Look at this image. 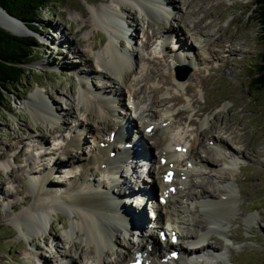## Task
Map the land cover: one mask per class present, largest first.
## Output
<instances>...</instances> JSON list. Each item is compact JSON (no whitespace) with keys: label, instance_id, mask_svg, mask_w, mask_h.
<instances>
[{"label":"rangeland","instance_id":"obj_1","mask_svg":"<svg viewBox=\"0 0 264 264\" xmlns=\"http://www.w3.org/2000/svg\"><path fill=\"white\" fill-rule=\"evenodd\" d=\"M167 1L173 7L170 10V24L174 27H179L176 20L181 12H185L186 23L181 25L182 29L178 28L180 35L176 37L181 36L186 41L181 50L188 56L186 48H189L191 64L186 63L189 61L173 64L176 53L173 48L176 44L167 34L163 40L162 28L158 29L160 21L155 20L150 11L136 7L134 0H55L34 19L37 31L30 33L36 37L38 45L31 55L32 61L28 63L27 75L23 83L10 88L7 98L0 105V264H37L43 257L50 264L66 255L68 248L73 249L71 237L61 225L68 228L72 221L68 211L52 209L48 215L49 229L30 235L21 234L14 219L27 211L34 202L38 193V179L49 174L47 178L50 186L45 187L48 195L54 191L61 193V190L72 184V178L69 177V171L66 173L60 168L65 164H58L66 159L71 161L80 158L81 151L97 145L92 134L90 136L87 130H82L86 141L78 143L79 148H75V142L72 141L75 136H70V140H66L69 147L63 152L57 150L69 130L73 134L75 125H78L76 129L81 130L79 124H84L81 113L73 107L81 85L91 89L111 85L100 76L102 67L92 57L93 53L104 48L107 32L92 21L89 12L91 7H97L98 10L107 8L120 16L119 25L123 24L132 37L120 42L122 46H133L132 60L143 67L138 75L142 87L136 99L139 107L136 112H128L135 118L136 124L133 125L141 133V140H138L141 141L140 145H153L160 132L156 131L153 138L144 136L140 132L143 120L139 118L143 119L150 112H154L155 118L161 116L164 119L171 115L174 140L188 141L194 130L200 128L203 144L199 146L198 154L217 160V165L203 168L202 174L196 178L202 185L196 187L193 184L196 180V173H193L183 180L184 186L179 181L170 186V191L179 193L177 202L187 190L195 194L204 187L210 193L217 194L218 188L225 185V177L234 185L235 212L225 221L226 229L234 240L229 237L218 239V250L209 249L202 261L195 259L193 264H264V91L254 84L264 56V39L255 19V0H183L181 6L175 1L173 4ZM83 13L87 15L83 16ZM3 14L6 16L5 12ZM195 23L202 28L196 35L193 29ZM60 38H63L62 44L59 43ZM92 42L96 46L93 50L90 48ZM190 44L194 45L197 52ZM210 45L214 49L212 53L202 52L199 48L206 49ZM192 52H196V56ZM177 66L178 70L175 69ZM188 67L192 71L187 76L188 81L182 80L184 82L180 86L174 85L172 75L177 78L176 74L182 75ZM187 85H193L192 90H185ZM34 92H39L61 114L57 123L35 115V110L41 106L38 99L31 101ZM119 93L122 102L126 103V90L123 94ZM174 96L179 97L178 103L170 102L163 106V99ZM119 111L122 110L119 108ZM202 117H206L209 122L199 127ZM225 125L229 129H224ZM207 132L225 134L231 145L244 148V156H235L232 167L226 168V164L210 148L211 143L206 141L204 136ZM41 139L44 141L42 144L38 142ZM71 146L75 148L74 151L63 158ZM157 149H150V154L156 160L159 156ZM184 151L185 147L182 148ZM112 155L113 152L110 157ZM52 157L53 160L50 159ZM50 160L53 162L52 167H48L51 166L48 164ZM140 161L136 172L127 175L122 172L120 180L135 186L137 180L144 177ZM72 165L68 166V170ZM180 165L188 167V161ZM29 170H34V174H29ZM90 178L97 180L95 176ZM152 189L156 191L158 187ZM177 206L179 210L182 208L178 232H193L194 228L183 219L186 218V212L183 211L186 204L182 202ZM250 213L256 217L253 223L245 220V215ZM52 236L58 238L54 248L49 246ZM79 254L81 258L87 255L84 249ZM120 255L121 250L118 249L107 259L114 263ZM62 262L70 264L67 260ZM78 264L89 263L78 259Z\"/></svg>","mask_w":264,"mask_h":264},{"label":"bare ground","instance_id":"obj_2","mask_svg":"<svg viewBox=\"0 0 264 264\" xmlns=\"http://www.w3.org/2000/svg\"><path fill=\"white\" fill-rule=\"evenodd\" d=\"M134 1L136 2V7L150 11V15H153L152 17L155 20L160 21L158 29L162 28L160 30H162V36L164 35L163 40L166 39L165 35L167 34L166 36L172 38L173 41H171L176 44V48H173L176 52L173 64L178 65L186 61H189L186 63L191 64V58H188L191 54L189 53L191 52L189 48H186L188 56L181 50L184 48L186 41L181 36L179 38L176 37L178 34L180 35L181 25L186 23L185 12H181V15L176 20L179 27H174L170 24V10L173 7L171 8L168 1ZM173 1H175V4L180 3V6L183 5V0H170L171 4L174 3ZM2 11L0 8L1 27L11 32H25V27L23 29L21 23L15 21L3 11L6 16L14 21L8 20ZM89 12L91 13L92 21L107 32V36L104 38V48L93 53L92 57L102 67L103 72L100 76L110 82L111 85H106L99 89H91L81 85L78 100L73 103V107L81 113V120L84 124H79L82 127L81 130L76 129L78 125H75V131H73L75 133L73 134L69 130L68 138L62 139L63 141L60 142L57 150L63 152L69 147V143L66 140H70V136H75L72 141L75 142V148H79L80 146L77 144L86 141V136L83 135L82 130H87L86 133L90 134V136L92 134L94 141H97V145H92L90 149L81 151L82 156L80 158H74L72 159L73 161L66 159L65 162L58 164V166L65 164L63 167L60 166V168L65 170L66 173L69 171V177L72 178V184L67 186L64 191L61 190V193L54 191L53 194L48 195L45 187L50 186L47 178L49 174H45L38 179L37 197L34 198V202L27 211L22 212L14 219L15 224L21 234H36L43 229H49L50 220L48 215L52 209H64L70 213L72 221L69 223L68 228L62 223L61 225L67 229L66 232L68 237H71L73 249L68 248L66 255L59 257L54 263L50 264H65L62 261L66 260L70 264H78V259H83L89 264H157V259L165 258L167 253L169 254H167L166 261L163 260L162 263L170 264L169 262L173 261L170 252L173 251L177 252L178 257L172 264H193L196 260L193 259L191 253L197 250L192 249L191 246L194 244H200L198 248L202 249V252H200L205 255L209 249L218 250L220 247L216 244L218 239L224 237L231 239L230 232L226 229L225 221L229 220L228 217L231 218L229 215L235 212L236 196L234 185L229 178L225 177V185L218 188L217 194L210 193L204 187L200 189L199 193L195 194H191L189 190L186 193L184 191L185 194H181L183 196L180 197L179 203L182 204L183 202L186 204V208L183 210L186 212V218L183 219L194 228V231L179 232L178 241L175 244H170L167 240H162L159 237L161 228L146 229L145 223L141 217L139 218V215L142 208L145 205L147 206L146 202L153 199L151 195L154 194L155 190L152 187L157 186L158 193H160V203L156 206V211L170 212L175 215L176 219L181 220L182 208L178 209L177 205L179 203L177 202L178 199H176L179 193L178 191H170V186L176 181H179L178 183L184 186L183 180L189 174L196 173V175L194 174L196 179L202 174L203 168L214 164L217 165V160L201 157L198 154L197 150L203 144V140L201 141L200 138L202 134L200 128L194 130V134L188 141L174 140L171 115L162 119L161 116L155 118L154 112H150V115H144L145 118L144 116L143 119L139 118V120H143L140 132L144 136L153 138L156 131L160 132L158 140L153 141V145L146 143L140 145L141 141L139 142L138 140H141V133L136 129L137 126L134 127L133 124H136L134 123L135 118L129 115L128 112H136L139 107L136 99L142 91V87L139 84L138 75L143 70V67H140L136 61L132 60L133 46H122L120 42L123 39L130 40L132 38L131 34H128L123 24L119 25L121 22L120 16L112 12V10L107 8H99L98 10L97 7H91ZM85 15L87 14L83 13V16ZM86 25L84 26L86 27ZM193 29H195L194 34L196 35L202 28L199 27L198 23H195L193 24ZM62 39L60 38L59 40L60 44H62ZM190 46L194 48V45L190 44ZM90 48L91 50L96 48L94 42L91 43ZM199 48L202 52H214L211 45L206 49ZM196 52H192L193 55L196 56ZM188 77L184 80L187 79L188 81ZM171 78L176 86H180L184 82L173 75ZM164 82L167 83V79ZM192 88L193 85H187L185 90L190 91ZM125 90L127 94L126 103H123L121 100L122 95L119 92L123 94ZM35 98L40 101L41 106L40 109L34 112L37 117L42 116L51 123H57L61 119V114L39 92L32 93L31 101ZM178 98L174 96L171 99L169 98L170 100L167 98L163 99V106L170 102L178 103ZM119 108L122 111H119ZM144 112L146 113L147 111L144 109ZM189 122L192 121L189 120ZM208 122L209 120L206 117H202L198 125L200 127ZM223 128L227 129L228 125L223 126ZM131 129L132 132H130ZM224 135H220L218 132H210L209 134L207 132L204 137L206 141L211 143L210 148L214 149L216 156L220 158L219 160H222L226 164V168H229L232 167L235 156H244V148H236L231 145ZM38 142L44 143L42 139L41 142ZM152 147L158 148V160L154 158L152 153L150 154ZM183 147H185V152H182ZM75 148L71 146L65 153V157H62L66 158ZM111 152H113L112 157H110ZM50 154H53V152H50ZM50 154L48 153L47 155ZM227 154L233 156L230 157L231 155L227 156ZM39 156L41 155L39 154ZM161 158H165L164 163H161ZM50 159L53 160L54 157ZM140 159V168L144 169L142 171L144 177L139 178L135 186L127 185L126 181L120 180L121 173L124 172L127 175L131 174L130 172H136V168L137 170L139 169L137 164ZM51 160L48 163L51 166L48 167L53 166ZM180 161L182 163L183 161H188V167H185V165H183L185 168L181 166ZM66 163H69L68 166L73 164L70 170H68ZM168 170H173L172 176L167 174ZM40 171L42 172L43 168ZM29 174H34V170H29ZM89 176H95L97 180H91ZM194 181L193 184L197 185L196 187L200 186V184L202 185L199 180L196 179ZM122 184L123 186H121ZM184 188L186 189V186ZM4 192H6V189H4ZM162 198L166 200L165 203L162 202ZM130 216L139 218L136 223L137 227L140 228V233L135 232V228L132 226L133 220L130 219ZM158 217L160 218L161 215L158 214ZM147 218L150 219L148 215ZM200 218H205V220L202 221ZM255 219L254 214L245 215L247 222L253 223ZM177 222L175 221L174 228L179 230ZM231 240H234V238L232 237ZM57 244L58 238L52 236L49 246L54 248ZM82 249L87 253V255L85 254L86 257L83 258L79 254ZM118 249L121 250V255L114 263H111L107 257ZM141 258L143 260L139 263ZM47 262L46 258L43 257L37 264H49Z\"/></svg>","mask_w":264,"mask_h":264},{"label":"trees","instance_id":"obj_3","mask_svg":"<svg viewBox=\"0 0 264 264\" xmlns=\"http://www.w3.org/2000/svg\"><path fill=\"white\" fill-rule=\"evenodd\" d=\"M55 0H0V6L20 19L32 31L36 16ZM255 16L264 39V0H255ZM38 43L34 35H16L0 27V105L12 86L23 83L28 63ZM254 84L264 91V56L256 72Z\"/></svg>","mask_w":264,"mask_h":264},{"label":"water","instance_id":"obj_4","mask_svg":"<svg viewBox=\"0 0 264 264\" xmlns=\"http://www.w3.org/2000/svg\"><path fill=\"white\" fill-rule=\"evenodd\" d=\"M0 8L3 10V11H5L6 12V14L7 15H9L11 18H13L15 21H17V22H19V23H21L24 27H25V32L24 33H16V32H11V33H13V34H16V35H32L30 32L32 31V30H30L25 24H24V22L23 21H21L20 19H18V18H16V17H14V16H12L11 14H9L5 9H3L1 6H0ZM1 27V26H0ZM3 28V27H2ZM5 29V28H4ZM7 30V29H6ZM9 31V30H8ZM33 32V31H32ZM177 70H178V67H177ZM190 71H191V69L188 67L187 69H186V71L182 74V75H178L177 74V78H179V79H181V80H184L187 76H188V74L190 73ZM178 72V71H177Z\"/></svg>","mask_w":264,"mask_h":264}]
</instances>
